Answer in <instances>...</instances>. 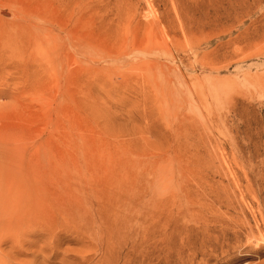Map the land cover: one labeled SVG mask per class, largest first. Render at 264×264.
Returning a JSON list of instances; mask_svg holds the SVG:
<instances>
[{
  "label": "rangeland",
  "instance_id": "374dc122",
  "mask_svg": "<svg viewBox=\"0 0 264 264\" xmlns=\"http://www.w3.org/2000/svg\"><path fill=\"white\" fill-rule=\"evenodd\" d=\"M0 264H264V0H0Z\"/></svg>",
  "mask_w": 264,
  "mask_h": 264
},
{
  "label": "bare ground",
  "instance_id": "6f19581e",
  "mask_svg": "<svg viewBox=\"0 0 264 264\" xmlns=\"http://www.w3.org/2000/svg\"><path fill=\"white\" fill-rule=\"evenodd\" d=\"M208 236H210V234L208 235ZM201 243V242H200ZM212 243V242H211ZM137 244V243H136ZM197 244V243H196ZM137 246V245H136ZM199 249V248H198ZM133 251V250H132Z\"/></svg>",
  "mask_w": 264,
  "mask_h": 264
}]
</instances>
